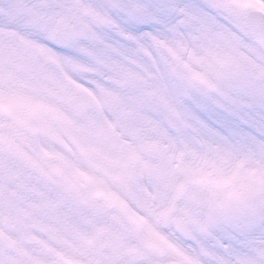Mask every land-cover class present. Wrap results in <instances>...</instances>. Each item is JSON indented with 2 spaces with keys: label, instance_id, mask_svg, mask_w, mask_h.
<instances>
[{
  "label": "snow or ice",
  "instance_id": "snow-or-ice-1",
  "mask_svg": "<svg viewBox=\"0 0 264 264\" xmlns=\"http://www.w3.org/2000/svg\"><path fill=\"white\" fill-rule=\"evenodd\" d=\"M223 2L106 0L103 15L95 13L115 42H105L106 47L143 70L141 75L116 64L121 80L162 103L203 148L191 160L180 149L169 155L170 195L163 207L145 201L147 216L103 188L85 197L75 183L68 185L90 207L102 199L121 210L129 228L147 233L143 248H134L115 264H264V247L253 252L231 218L238 205L250 209L264 235V203L257 196L264 192V162L257 158L264 155V74L261 87L252 91L209 74L213 64L225 62L217 51L221 42L264 51V30L253 32L250 40L244 22L236 21L224 31L227 22L214 11ZM245 166L251 176L244 173ZM41 213V231L55 235L56 224L71 227L70 213L55 201H45ZM169 224L181 237L168 238L162 227Z\"/></svg>",
  "mask_w": 264,
  "mask_h": 264
},
{
  "label": "bare ground",
  "instance_id": "bare-ground-1",
  "mask_svg": "<svg viewBox=\"0 0 264 264\" xmlns=\"http://www.w3.org/2000/svg\"><path fill=\"white\" fill-rule=\"evenodd\" d=\"M22 1L36 4L22 6ZM82 1L91 11L96 10L103 15L101 4L106 3V0H0V264H60L63 261L68 264H88L76 256L83 255L87 250L84 241L88 238L91 241L96 237L92 243L87 242L93 246V250L99 249L98 242H106V231L101 230L100 233L98 228L95 229V226L102 224L92 216L97 211L100 212L104 205L110 211L107 219L113 222V232L110 230V253H119L122 247L132 253L133 246L130 244H134L136 236L141 235L129 228L126 219L123 221L122 215L104 200H101V204L96 203L93 208L81 197L67 190L70 183H75L80 192L90 197L96 186L85 174L80 173L78 167L89 170L90 166L96 165H82L73 161L68 114L76 112L79 104L70 99L69 91L73 97H83L84 91L71 84L53 65H65L68 70H73L77 62L83 67L87 58L82 55V46L92 50L88 55H97L90 45L98 38L93 34L98 29L110 36V27L101 22L95 13L90 14L88 11L83 12V15L79 14L82 11L79 2ZM230 1L224 0L214 9L217 16L221 13L222 6ZM236 1L238 0L233 2ZM14 8L20 11L15 14L12 12ZM64 20L72 29L63 25ZM81 20L83 22L78 26ZM87 26L92 27L93 31L88 29V34L93 35L92 39L85 34ZM52 44L68 51L52 52L45 47ZM235 49L236 46L227 44L228 51L234 52ZM217 51L223 59V47ZM114 55L117 56L116 53ZM104 59V66L107 68H104L103 73L111 75L113 67H110L107 57ZM87 66L90 64L85 67ZM143 74L141 69V75ZM223 74L224 67L213 64L210 75L217 79ZM118 80L122 82L120 77ZM123 92L128 98L142 102L146 109L159 108L156 106L159 101L155 98L146 105L143 96L134 97L132 94L135 92H127L125 89ZM157 112L165 121H169L165 112L161 109ZM175 124L176 120L171 125ZM60 129L68 139L67 143H63L58 136ZM180 129L184 131V128ZM191 136L188 138L184 134L176 137V150H183L188 160L193 158L194 152L203 153L197 137ZM164 154L168 162L172 153L168 150ZM15 158L31 168L24 178L15 176V168L12 166ZM257 158L264 162V155H258ZM90 161L96 162V159L91 157ZM243 171L251 176L247 166ZM156 181L160 185L158 172ZM61 194L63 196L58 199ZM257 196L264 198V192H258ZM58 200H63L69 206L60 208L70 213L71 227L56 224V233L52 235L41 231L38 221L43 222L44 217L41 211H37L45 201L59 202ZM81 200L82 203H79ZM80 204L92 211L86 212ZM233 210H237L236 207ZM231 218L232 223L244 231L245 241L252 244L253 252L255 248L264 247V235L255 227L253 218L236 217L233 214ZM88 223H91L90 228L84 233L82 229ZM162 230H165L169 239L181 237L174 225L163 226ZM141 236L146 239V235ZM140 246L138 248H143L141 243ZM105 253V250H99L100 256ZM124 256L125 254L95 264H115Z\"/></svg>",
  "mask_w": 264,
  "mask_h": 264
},
{
  "label": "rangeland",
  "instance_id": "rangeland-1",
  "mask_svg": "<svg viewBox=\"0 0 264 264\" xmlns=\"http://www.w3.org/2000/svg\"><path fill=\"white\" fill-rule=\"evenodd\" d=\"M232 1L223 5V9L219 14V17L227 22L223 25L224 31L229 30V25L236 26L233 18ZM257 2L264 5V0ZM79 5L82 9L79 13L80 15L88 11L90 14L99 13L96 10L91 11L83 1L79 2ZM18 11L20 9L14 8L12 12L16 14ZM82 22L83 20L79 21L78 26ZM63 25L72 29V26L67 24L66 20L63 21ZM97 27L98 24L96 25ZM88 29L90 30V27L87 26L85 34H88ZM93 35H97L98 38L90 45L97 55H88L87 53L92 50L81 45L83 49L82 55L87 58L83 67H80L77 62V66H73V70H68L65 65H53V67L61 71L62 75L71 84L84 91L83 97L79 95L73 97L69 91L70 99L77 101L79 104L76 112L68 114L71 122L68 127V130L71 128L69 131L71 132L72 142L70 152L73 154V161L78 164L90 165L93 163L96 165L90 166L89 170L82 166L78 167L80 168V173L91 179L92 184L96 188L105 189L122 200L128 209L135 211L139 215L147 216L148 213L142 206L145 201L150 202L154 207H162V205H165V197L170 195L168 189L171 177L169 175V164L164 158V153L168 150H170V153L176 151L177 135L185 134L186 137L190 138L191 134H193L191 137H195L196 134L186 129L184 131L181 130L180 127L182 126L177 121L172 126L171 124L176 119L162 103L157 102L156 106H159L158 110L161 109L166 113L164 114L169 118V121H165L157 112L158 110L146 109L147 107H144L142 102L138 103L136 99L134 101L128 98L123 89L127 90V92H135V94H132L134 97L143 96L146 101L144 103H147L146 105L154 101L144 91L130 83L117 81L120 76L115 71L116 64L123 63L129 70L141 74L140 67L135 66L137 64L125 60L117 54L115 56V52L113 53L110 48L106 47L105 42L115 43L111 36H107L106 32L98 31L97 29V32ZM93 35L88 34V37L92 39ZM212 39L214 40V38ZM220 46L224 50L223 60L225 62L220 64L224 67V74L217 79L246 91L256 90L261 87L262 65L255 49L252 46L246 48L236 47L234 52H230L227 50V44L221 42ZM45 47L52 52L61 51L56 44L46 45ZM106 57L109 59L110 67H113L111 75L103 73L104 68H107L104 66V58ZM88 64L90 66L85 67ZM193 68L200 70V66L196 64H193ZM139 92L141 93L139 94ZM64 135L65 133L60 129L58 136L63 143H67L68 139ZM91 157H94L96 162H91ZM12 166L15 168V176L23 178L25 176L24 171L31 169L22 165L18 158H15ZM21 170L23 171L22 173ZM156 172L160 175V185L156 181ZM61 196L63 195L61 194L58 199ZM262 198H258V200L264 203V198ZM101 200L97 199L96 203L101 204ZM79 203H82V200ZM80 206L86 210L89 209L83 204H80ZM112 208H115L119 215H122L123 221H125L121 210L116 207ZM108 209L104 205L100 212L97 211V213L92 215L93 219L102 224L95 226V229L98 228L100 233L101 230L103 232L106 231L104 236L107 237V241L104 244L98 242L99 249L94 250L92 245L86 243L87 250L84 254L76 256L87 261L88 264L105 262V260L108 261L123 254H131L124 247L120 249L119 253L118 251L110 253L112 248L110 235L111 231L113 232V222L107 219V214L110 212ZM87 211L89 213L92 210L89 209ZM107 211L108 213H106ZM231 214L236 217H243L238 210H232ZM244 217H247V215ZM90 224L88 223L84 226V229H82L84 233L88 232ZM162 231L165 232V230ZM140 234L146 235L147 239V233ZM141 235L139 237L136 236L134 244H130L133 249L138 248L140 243L144 247L146 239L144 240ZM95 239L96 237L93 238V240ZM93 240L89 241L88 238L85 241L92 243ZM101 249L106 252L104 256L99 254ZM60 264L68 263L63 261Z\"/></svg>",
  "mask_w": 264,
  "mask_h": 264
},
{
  "label": "water",
  "instance_id": "water-1",
  "mask_svg": "<svg viewBox=\"0 0 264 264\" xmlns=\"http://www.w3.org/2000/svg\"><path fill=\"white\" fill-rule=\"evenodd\" d=\"M236 7V18L238 21H243L246 25L245 33L248 38L252 39L253 32L264 30V9L254 5L252 6L247 2ZM257 51L259 59H261L264 65V51L259 49Z\"/></svg>",
  "mask_w": 264,
  "mask_h": 264
}]
</instances>
